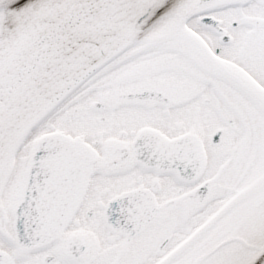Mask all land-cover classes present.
<instances>
[{"label":"snow or ice","instance_id":"snow-or-ice-1","mask_svg":"<svg viewBox=\"0 0 264 264\" xmlns=\"http://www.w3.org/2000/svg\"><path fill=\"white\" fill-rule=\"evenodd\" d=\"M0 264H264V0H0Z\"/></svg>","mask_w":264,"mask_h":264}]
</instances>
